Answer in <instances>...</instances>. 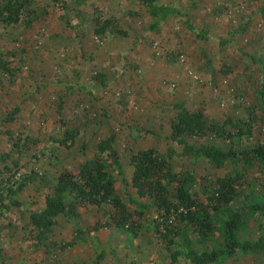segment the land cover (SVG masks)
Masks as SVG:
<instances>
[{"label": "rangeland", "instance_id": "obj_1", "mask_svg": "<svg viewBox=\"0 0 264 264\" xmlns=\"http://www.w3.org/2000/svg\"><path fill=\"white\" fill-rule=\"evenodd\" d=\"M223 1L227 8L230 0ZM245 1L256 11L247 31L236 35L233 29L199 46L204 59L209 56L213 61L210 69L201 57L188 53L187 64L199 79L187 77L183 65L177 62V84L173 81L176 86L171 89L177 88V109L183 106L201 111L209 129L214 125L232 131L240 120L253 123L250 133L231 138H173V112L158 119V98L145 93L141 81L129 72L138 66L129 53L137 51L141 43L151 52L157 42L164 52L157 61L165 65L175 64V57L181 56L170 44L175 42L177 30L167 28L169 9L164 11L157 29L148 26L152 20L147 13L155 5L142 0H33L20 21H0V155L8 162L18 161L17 169L10 163L0 172V208L10 204L0 217V264H193L189 252H220L224 248V222L241 209L246 213L244 224L236 232L237 242L261 244L262 249L245 252L237 247L234 254L224 255L213 264H264V168L251 170L238 196L216 213L214 228L206 237L184 228L167 247L154 230L152 200L139 198L131 186L128 160L131 153L147 147L167 154L173 170L192 176L191 190L203 197L201 192L227 173L231 165H217L186 148L264 145V125L260 121L264 113V19L260 15L264 0H240L238 5ZM208 3L217 4V0ZM226 8L214 7L211 13H222ZM134 19L151 33L140 32L131 43L128 32L139 30ZM233 21L230 17V27ZM104 24L108 25L107 33L95 35L93 31ZM196 34L201 36V32ZM171 35L174 38L170 39ZM109 39L125 50L118 56L120 64L114 79L110 84L99 77L85 85L82 81L86 91L79 93V80H69L63 73L65 64L75 74L79 65L92 63L94 54H100L101 46ZM139 54L143 56L142 50ZM84 92L88 97L81 95ZM100 140L110 145L101 156L115 178V194L130 208L146 204L136 206L143 210L138 233L105 225L112 212L109 203L85 204L77 216H58L43 238L25 228L29 213L44 203L59 172L75 171L85 159L98 154L96 145ZM249 202L261 206L262 211L250 213Z\"/></svg>", "mask_w": 264, "mask_h": 264}, {"label": "trees", "instance_id": "obj_2", "mask_svg": "<svg viewBox=\"0 0 264 264\" xmlns=\"http://www.w3.org/2000/svg\"><path fill=\"white\" fill-rule=\"evenodd\" d=\"M142 1L151 5L153 3V0ZM239 1L230 0L229 6L227 8L222 6V8L227 9L224 10L226 13L235 12L236 8L240 7ZM32 2L33 0H0V21L3 23L20 21L22 15L32 6ZM202 2L203 0H190V4H188L189 1L186 0L185 8L188 9L187 11H196L203 7L199 4ZM226 2L227 0H225ZM74 4L78 5V3ZM152 7L153 10L155 7ZM163 10L167 12L166 8ZM260 15L264 19V11ZM108 20L110 19H107V22ZM251 22H253V18H248L243 23H237L236 26H233L234 32L247 31V26ZM107 28L108 25L104 24L101 29H96L93 32L95 35L101 36L107 33L105 31ZM115 31L122 35L126 34V32L117 29ZM258 63L261 67L263 66L260 60ZM94 77H99V75L96 73ZM260 121L264 125V113ZM236 123L232 131L214 125L209 129L201 111H189L180 106L170 119V128L173 138L206 135L231 138L248 134L253 129L251 121L243 123L240 120ZM96 147L98 154L85 159L77 170L59 172L52 191L45 195L44 203L39 209L29 213L25 228L30 232L36 231L37 235L43 238L53 227L58 216L63 214L77 216L80 208L85 204L99 206L109 203L112 206V212L105 225L113 224L120 229H127L132 234L138 233L142 225L143 210L137 209L136 206L139 205L142 208L146 204L137 203L133 208H130L124 199L115 194V178L109 171L106 160L101 156V153L108 150L110 145L107 140H100ZM186 149L189 150V153L198 154L203 159L217 165H231V169L227 173L217 177L211 186L201 192L203 197L197 191L191 190L192 176L173 170L167 154L147 147L131 153L128 157L132 167L131 186L139 198L152 200L155 207L154 230L167 247L174 243V237L178 236L184 228H189L191 233L199 237H206L214 228L216 213L226 208L238 196L242 185L247 183L251 170L255 167L264 168V145L246 146L239 149L235 147L222 149L218 146L199 149L189 146ZM110 150L115 155L113 150ZM113 160L116 162L115 157ZM10 163H13L14 169L18 168L16 159L13 162H8L6 156L0 155V172L6 170ZM9 205L4 204L3 208H0V217L2 212L4 214L10 208ZM247 207L254 215L262 211L261 206L253 205L251 202L247 204ZM243 212V209L236 211L224 222V248L220 252L212 251L201 254L194 251L189 252L193 264H213L224 255L234 254L237 247L245 252L262 249L261 244L248 245L237 242L236 232L244 224ZM36 239H38L37 236Z\"/></svg>", "mask_w": 264, "mask_h": 264}, {"label": "crops", "instance_id": "obj_3", "mask_svg": "<svg viewBox=\"0 0 264 264\" xmlns=\"http://www.w3.org/2000/svg\"><path fill=\"white\" fill-rule=\"evenodd\" d=\"M208 2L209 0H203L202 3H199L203 6V9L201 8L197 9L196 11H187L188 9L185 8V5H187L185 0L153 1V5H155V8L152 10V12L147 13L149 19L152 20L151 24L148 25L149 28L150 26H152L153 29L158 28V26L161 24V16H163V8H167L169 9V15L166 17V20L169 24L167 28L170 31L174 32L177 30V37L175 39V42L170 43L169 41V43L174 48H176L181 55L178 59L177 57H175V59L177 60L175 64L165 65L160 61H157L160 55L164 53L163 48H161L157 44V42H155L156 46L153 47L154 50L151 49V52L150 50L144 48L141 43V45H139V47L137 48V51H131L129 53L133 61L138 64V66H134V70L129 71L130 74L135 78L136 81H141V86L144 89L145 93L153 94L159 100V103L155 104L156 107L158 106L157 111L159 112L156 113L158 119H162L168 111H172L173 115H175V113L177 112V88H175L174 91H171V89H173V87L177 84V62L183 65L187 77L193 78L194 76H198L197 74H194L190 66L187 64V54L194 53L205 60L203 54H201V52L199 51L200 45H207L205 44L207 41L211 42L215 39L213 38V36L217 37L216 35L221 34H223V36H226L227 32L233 30L234 28L230 27L231 24L229 23L230 17L235 20L233 22L234 26H236L237 23H243L244 21H247L248 18H252V15L255 11L253 7L249 6L248 4H240V8L247 6L245 7V10L247 11L239 9L238 11H232L231 13H226L225 11H223L222 13L217 12L215 15H213L211 13V10L214 7H222L224 5V1L217 0V4ZM139 5L142 6L143 2H140ZM177 8L181 10L178 15L177 10L179 9ZM147 9H149V7L145 8L144 11H146ZM157 15H159L161 18L159 19ZM235 18H238L240 20H236ZM140 23V20H133V24L135 27ZM138 27L139 30H136V28H134L132 32H128L127 34L131 43H133V41L137 38L136 36L139 35L140 32H143L144 34L151 33V31H145L143 27ZM198 32H201V36H197L196 33ZM153 33L156 34V32ZM169 37L170 39L174 38L173 35ZM139 39L142 41L144 40L142 36H139ZM100 50V54H94L95 59L92 60V63L79 65L78 70L75 71V74L71 70V66L69 64H65L66 70L63 71V73H66L68 75L69 80L74 78V81H76L77 79L80 81V86L78 81L79 93L82 91H86L84 90L82 84L84 83L85 85L88 82L91 83L92 79L95 78L94 74L96 73L104 83L110 81V84L111 80L115 77V68L120 64V62L118 61V56L120 53H125L124 48L122 46H119V43H117L116 40L109 39L108 42L101 46ZM140 50H142L143 56L139 54ZM154 51H156V54L153 53ZM145 53H149L148 55H150V57L146 56ZM153 57H156V60L152 59ZM209 60L210 58L209 56H207L205 63L210 69L212 68L211 65L213 61L210 62ZM214 65L215 64H213V66ZM76 74H78V76ZM81 77H83L84 80ZM206 78H209V75L206 74ZM200 80L203 81V78ZM82 81L83 83H81ZM173 81H175L176 84H174ZM75 83L72 84V86L76 87L77 85ZM167 84L169 85L167 86ZM52 86L56 87L57 89L59 88V86L56 84H52ZM96 94L99 95L102 93L98 92ZM81 95H85V97H88V94L85 92L83 94L81 93ZM131 107H133L132 104ZM171 114L170 117L173 116Z\"/></svg>", "mask_w": 264, "mask_h": 264}, {"label": "built area", "instance_id": "obj_4", "mask_svg": "<svg viewBox=\"0 0 264 264\" xmlns=\"http://www.w3.org/2000/svg\"><path fill=\"white\" fill-rule=\"evenodd\" d=\"M195 79H198L199 77L198 76H194Z\"/></svg>", "mask_w": 264, "mask_h": 264}]
</instances>
